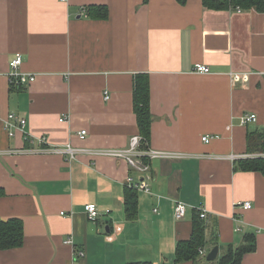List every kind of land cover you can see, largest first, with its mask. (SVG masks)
Here are the masks:
<instances>
[{"label": "crops", "instance_id": "0c3cea01", "mask_svg": "<svg viewBox=\"0 0 264 264\" xmlns=\"http://www.w3.org/2000/svg\"><path fill=\"white\" fill-rule=\"evenodd\" d=\"M90 5H106L108 17H88ZM17 53L20 72L36 77L29 85L11 81ZM232 73L249 81L233 82ZM138 74L151 85L148 145L174 158L154 159L139 173L119 159L69 160L40 149L42 138L85 152L127 147L140 135ZM11 113L27 121L30 141L20 130L8 134ZM246 114L257 122L241 125ZM257 133L264 135L263 13L217 11L202 0H0V219L24 226L23 245L0 250V264H194L178 263L176 252L200 208L207 218L199 264L215 246L219 258L252 240L255 250L241 264H264V175L235 170L261 155ZM204 136L214 138L204 143ZM129 177L150 189L138 191L134 221L124 205ZM178 201L188 204L180 220ZM247 201L250 210L237 206ZM88 204L101 212L97 221L88 219Z\"/></svg>", "mask_w": 264, "mask_h": 264}, {"label": "trees", "instance_id": "16d2710c", "mask_svg": "<svg viewBox=\"0 0 264 264\" xmlns=\"http://www.w3.org/2000/svg\"><path fill=\"white\" fill-rule=\"evenodd\" d=\"M179 4L185 5L188 0H176ZM205 7L213 10H254L264 14V0H202ZM88 17L93 19H106L108 17V7L106 5H90L86 7ZM134 113L136 115L139 134L144 138L146 144L151 140V126L153 115L151 111V85L147 74H138L134 79L133 90ZM251 132L250 135H255ZM258 139H254L256 151L264 154V135L258 134ZM256 141V142H255ZM249 153H252L249 149ZM236 171L258 172L264 175V155L253 158L243 159L239 162ZM5 190L0 187V197L5 196ZM127 219L134 221L137 218L138 210V191L128 188L124 199ZM205 222L200 214L195 219L191 238L181 242L177 248L176 261L194 262L199 264V249L206 245ZM248 238V237H247ZM24 243V226L18 218L9 220L0 219V250H9L21 247ZM255 250L253 240L250 245L236 249L230 247L218 259V264H241L244 256ZM132 264H151V263H132Z\"/></svg>", "mask_w": 264, "mask_h": 264}, {"label": "built area", "instance_id": "2783aa9c", "mask_svg": "<svg viewBox=\"0 0 264 264\" xmlns=\"http://www.w3.org/2000/svg\"><path fill=\"white\" fill-rule=\"evenodd\" d=\"M240 11V9H237ZM23 64V57L22 54L17 53L15 57L10 61V78L12 83L25 86L29 85L30 83H33L36 81V77L34 75L24 74L20 72V67ZM194 70L201 74H208L210 73V68L207 65L204 64H196L194 67ZM250 75L248 73H232L231 79L233 82L239 83V82H248ZM106 100L110 99L109 94L106 93L105 96ZM60 121H64V119H61ZM241 125L246 126L249 124H253L257 122V115L256 114H246L241 118ZM4 125L6 130L8 131V134L10 136H14V133L16 130H20L24 133V137L26 141H30V137L24 132L25 127L27 125V121L20 117L19 115L15 113L9 114L8 118L4 120ZM87 131L82 130L78 134L80 139L84 140L87 136ZM214 137L211 136H204L203 142L204 143H210L213 140ZM40 145L42 146L40 149L54 153V154H63L68 158L69 160H74L77 158V155H80L82 153L87 154H93V155H99L104 157H110L114 159H119L124 161L131 169L136 170L139 173H147L150 171V163L154 159H170L174 158L175 155L159 150H155L150 148L148 143L146 144V141H144V138L141 135H134L130 138L129 144L125 148H119V149H106V150H98L95 152L90 151H84L81 149H76L71 144L62 146V147H50L46 143V139L42 138L39 140ZM35 152V150H32ZM22 152H27V150H24ZM261 156V155H260ZM127 187L132 188L136 191H146L150 192V189L148 185L143 180L142 182H135L133 178L129 177L127 180ZM238 207H242L244 210H250L252 208V203L242 202L238 203ZM188 210V204L182 201H178L175 205V217L176 219L180 220L183 219L187 213ZM200 217L201 219L207 218V212L204 208H200ZM85 213L89 220L91 221H97L98 218L101 216V212L99 211L97 205L95 204H88L85 206ZM65 244L72 245L73 241L71 239H68ZM200 255H205L206 250L204 248L199 249ZM85 256V252L83 250L78 251L77 257L83 258Z\"/></svg>", "mask_w": 264, "mask_h": 264}, {"label": "water", "instance_id": "95a60500", "mask_svg": "<svg viewBox=\"0 0 264 264\" xmlns=\"http://www.w3.org/2000/svg\"><path fill=\"white\" fill-rule=\"evenodd\" d=\"M220 249L218 246H215L207 255V261L212 262L218 259Z\"/></svg>", "mask_w": 264, "mask_h": 264}, {"label": "rangeland", "instance_id": "374dc122", "mask_svg": "<svg viewBox=\"0 0 264 264\" xmlns=\"http://www.w3.org/2000/svg\"><path fill=\"white\" fill-rule=\"evenodd\" d=\"M261 155H264L263 153H261ZM206 258V257H205ZM203 264H218L217 260H215L214 262H208L206 259L203 260Z\"/></svg>", "mask_w": 264, "mask_h": 264}]
</instances>
